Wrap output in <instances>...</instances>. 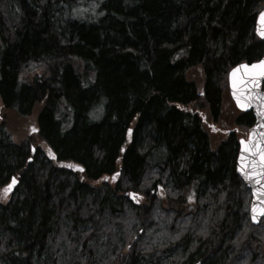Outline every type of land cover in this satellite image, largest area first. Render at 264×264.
Returning <instances> with one entry per match:
<instances>
[{
    "label": "trees",
    "instance_id": "16d2710c",
    "mask_svg": "<svg viewBox=\"0 0 264 264\" xmlns=\"http://www.w3.org/2000/svg\"><path fill=\"white\" fill-rule=\"evenodd\" d=\"M263 9L0 0V264H264L236 174L255 119L224 118L229 73L264 58ZM6 111L36 133L15 140Z\"/></svg>",
    "mask_w": 264,
    "mask_h": 264
},
{
    "label": "water",
    "instance_id": "95a60500",
    "mask_svg": "<svg viewBox=\"0 0 264 264\" xmlns=\"http://www.w3.org/2000/svg\"><path fill=\"white\" fill-rule=\"evenodd\" d=\"M262 13H264V10L258 16L255 29H256L257 37H259L262 41H264V37H261L260 35V30L264 29V21L261 20ZM261 61H264V59H262ZM253 64H259V62L251 63V64L245 63L242 65L251 66ZM240 66L236 67L235 69L240 68ZM235 69H233L228 76L230 96L239 111L243 113L252 112L255 118L254 125L248 131L247 139L239 140V152L236 161V174L244 183L245 187L250 191L251 203L249 208V219L251 225L257 227L261 223V220L264 217V215H261L259 213V209L264 208V194H262L264 193V180H257L255 178L249 180L245 178V175L241 171V155L243 154L247 158L246 162L248 164V167L246 170L249 172L253 170L252 161H256V171L260 170L258 167L259 157L253 156L250 153L245 152L241 142L243 141L245 144L248 145L260 144L261 146H264V136H261V133H264V116L258 115V112L264 111V103H262L261 100L257 98L264 96V77H258L257 83L254 86L253 84L248 83L251 77L246 75L244 70H241L240 72L236 73L237 83L234 89L233 71ZM238 97L241 101V104H244L245 107H241L240 104L237 103ZM68 168H71V166H68ZM79 171L82 170L79 169ZM12 181L9 185H7V188L11 185L10 191H8L7 194L12 193L18 185V180L15 179L16 181L15 184H13ZM254 208L257 209L256 213L253 212ZM254 215L256 216V219H253Z\"/></svg>",
    "mask_w": 264,
    "mask_h": 264
},
{
    "label": "snow or ice",
    "instance_id": "6c2138e0",
    "mask_svg": "<svg viewBox=\"0 0 264 264\" xmlns=\"http://www.w3.org/2000/svg\"><path fill=\"white\" fill-rule=\"evenodd\" d=\"M261 20L264 21V13L261 14ZM260 35L261 37H264V29L260 30ZM241 70H244L245 74L250 76L251 79L248 81V83H251L255 86L257 83V78L258 77H264V61H260L259 64H253L251 66L248 65H241L240 68L235 69L233 71V88L235 89L236 87V73L240 72ZM235 94V92H234ZM258 99L261 100L262 103H264V96L257 97ZM237 103L240 104L241 107H245L244 104H241V101L239 97L237 98ZM258 115L264 116V111L258 112ZM261 136H264V133H261ZM243 145V149L245 152L250 153L253 156H258L259 157V171H256V161H252L253 164V170L251 172L247 171L248 164L246 162L247 158L242 154L241 155V171L245 175L246 179H257V180H264V146H261L260 144H245L243 141L241 142ZM82 170V169H81ZM107 179V177H105ZM13 184L16 183L15 179L12 181ZM11 185L4 190L5 195L7 194L8 191H10ZM264 194V193H262ZM135 198V194H130ZM253 212L256 213L257 209H253ZM259 213L261 215H264V208L259 209ZM253 219H256V216H253Z\"/></svg>",
    "mask_w": 264,
    "mask_h": 264
},
{
    "label": "rangeland",
    "instance_id": "374dc122",
    "mask_svg": "<svg viewBox=\"0 0 264 264\" xmlns=\"http://www.w3.org/2000/svg\"><path fill=\"white\" fill-rule=\"evenodd\" d=\"M224 98H225L224 99L225 100L224 101V103H225V108H224L225 116H224V118L226 120L230 119V121H231V120H233L232 115L234 113V109L236 111H238V110L236 109L234 102L232 101V99L230 97L229 90H227V92L224 94ZM233 105H234V108H233ZM0 112H2L1 103H0ZM5 114L7 116V119H6L7 124L9 126V129H11V131L13 132V136H14L15 140H21L25 136H32L33 135V133L31 132L32 125H33V127L36 128V126H35L36 120L34 117L28 118V119H20L18 117H15L12 112L6 111ZM227 129H228V126H226V123H224L223 120L217 125H211V128H209V133L211 134V138L216 141L214 143V146H216L222 140L223 136L225 135V131ZM31 148H32V146H31ZM32 150H33V148H32ZM10 183L11 182H9L7 185H9ZM0 190H2V189H0ZM1 194L2 193L0 191V196H1ZM135 196H138V195H135ZM134 200L139 201V203H141V201H142V200H140V198H135ZM156 216H155V218L158 219L157 214H156ZM157 219H156V221H157ZM162 224L164 225L165 222L162 221Z\"/></svg>",
    "mask_w": 264,
    "mask_h": 264
},
{
    "label": "bare ground",
    "instance_id": "6f19581e",
    "mask_svg": "<svg viewBox=\"0 0 264 264\" xmlns=\"http://www.w3.org/2000/svg\"><path fill=\"white\" fill-rule=\"evenodd\" d=\"M13 179H16V178H13ZM13 179H12V180H13ZM16 180H18V179H16ZM18 183H19V181H18Z\"/></svg>",
    "mask_w": 264,
    "mask_h": 264
}]
</instances>
